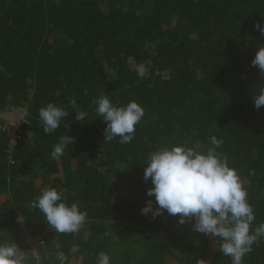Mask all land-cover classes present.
<instances>
[{
  "label": "trees",
  "instance_id": "1",
  "mask_svg": "<svg viewBox=\"0 0 264 264\" xmlns=\"http://www.w3.org/2000/svg\"><path fill=\"white\" fill-rule=\"evenodd\" d=\"M258 22L264 27V0H0V120L13 106L29 111L16 145L0 130V243L16 244L23 264H59V252L68 264H97L100 251L111 264H232L216 237L179 224V215L141 213L155 200L144 163L165 146L206 151L216 136L217 152L247 181L252 227L264 222V106L254 103L264 73L252 66L264 47ZM140 63L146 78L137 76ZM101 95L143 107L130 143L104 141L94 103ZM50 102L69 115L46 134L39 110ZM65 135L74 143L54 160ZM50 188L66 189L64 201L87 214L79 231L57 233L31 207ZM23 225L44 241L38 256ZM242 264H264V238Z\"/></svg>",
  "mask_w": 264,
  "mask_h": 264
},
{
  "label": "clouds",
  "instance_id": "2",
  "mask_svg": "<svg viewBox=\"0 0 264 264\" xmlns=\"http://www.w3.org/2000/svg\"><path fill=\"white\" fill-rule=\"evenodd\" d=\"M256 28L264 35V27L258 22ZM132 59V58H130ZM252 66L264 73V47H260L252 60ZM136 73L146 78L148 67L136 65ZM97 117L106 122L105 142L119 137L122 144L130 143L135 135L136 125L143 119L145 111L136 101L124 106H117L107 95L94 100ZM255 107L264 106V88L254 94ZM71 108L76 112V119L83 121L87 113L80 110L76 99L70 100ZM69 112L55 103H48L39 110V118L46 134L53 133ZM73 136H62L54 145L50 156L60 159L65 149L74 143ZM211 147L198 151L185 145L161 147L150 152L144 163V180H151L153 185L147 191L149 199L141 213H152L156 218L164 213L179 215V224H191L192 230L207 237L218 239V250L223 256L230 257L232 264H242L243 257L252 251L258 239L264 238V222L252 227L256 217L248 201L247 181L243 180L227 159L217 152L223 144L222 139L212 136ZM66 189H44L31 204L38 209L48 225L57 233H75L86 221V213L78 203L64 201ZM155 205V207H154ZM16 244L0 243V264H23ZM59 264H68L64 252L57 253ZM97 264H111V256L100 251ZM203 264V261H197Z\"/></svg>",
  "mask_w": 264,
  "mask_h": 264
},
{
  "label": "built area",
  "instance_id": "3",
  "mask_svg": "<svg viewBox=\"0 0 264 264\" xmlns=\"http://www.w3.org/2000/svg\"><path fill=\"white\" fill-rule=\"evenodd\" d=\"M29 115L28 107L26 105L13 106L8 109L0 120V130L9 135L11 146L17 144L21 138L20 131L23 124L27 121ZM23 233L27 234L29 238L40 240L44 243L41 237L38 239L33 237L26 227L23 225Z\"/></svg>",
  "mask_w": 264,
  "mask_h": 264
},
{
  "label": "rangeland",
  "instance_id": "4",
  "mask_svg": "<svg viewBox=\"0 0 264 264\" xmlns=\"http://www.w3.org/2000/svg\"><path fill=\"white\" fill-rule=\"evenodd\" d=\"M121 173H123V172H121ZM122 180H123V177H120L119 178V181L122 182ZM126 192H127L126 189H124L121 194H119V193H118L119 195L117 194V198L119 199L121 197H124L127 194ZM23 235H25L24 237L26 238L27 243L29 245H31L32 250H34L36 252V254H37L36 248L39 245L38 242H37V240L36 239L29 238V236L27 234H25V233ZM37 256H38V254H37Z\"/></svg>",
  "mask_w": 264,
  "mask_h": 264
},
{
  "label": "bare ground",
  "instance_id": "5",
  "mask_svg": "<svg viewBox=\"0 0 264 264\" xmlns=\"http://www.w3.org/2000/svg\"><path fill=\"white\" fill-rule=\"evenodd\" d=\"M9 109H10V108H9ZM7 110H8V109H7ZM7 110H6V111H7ZM6 111H5V112H6ZM5 112H4V113H5ZM4 113H3V115H4Z\"/></svg>",
  "mask_w": 264,
  "mask_h": 264
}]
</instances>
